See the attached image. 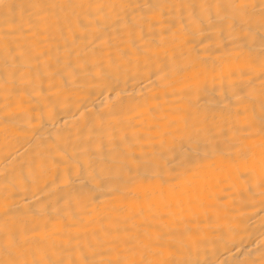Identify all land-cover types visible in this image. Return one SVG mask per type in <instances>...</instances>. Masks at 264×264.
<instances>
[{
    "label": "bare ground",
    "instance_id": "1",
    "mask_svg": "<svg viewBox=\"0 0 264 264\" xmlns=\"http://www.w3.org/2000/svg\"><path fill=\"white\" fill-rule=\"evenodd\" d=\"M0 264H264V0H0Z\"/></svg>",
    "mask_w": 264,
    "mask_h": 264
}]
</instances>
